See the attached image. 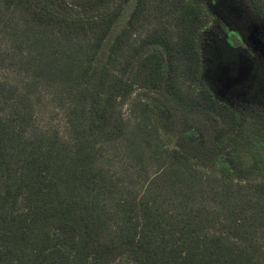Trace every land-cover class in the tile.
<instances>
[{
    "label": "trees",
    "instance_id": "obj_1",
    "mask_svg": "<svg viewBox=\"0 0 264 264\" xmlns=\"http://www.w3.org/2000/svg\"><path fill=\"white\" fill-rule=\"evenodd\" d=\"M234 23L264 0H0V264H264V68L247 107L206 71Z\"/></svg>",
    "mask_w": 264,
    "mask_h": 264
},
{
    "label": "flooded vegetation",
    "instance_id": "obj_2",
    "mask_svg": "<svg viewBox=\"0 0 264 264\" xmlns=\"http://www.w3.org/2000/svg\"><path fill=\"white\" fill-rule=\"evenodd\" d=\"M238 23L228 26L220 41L212 42L206 71L222 101L247 107L263 91L259 69L264 68V23Z\"/></svg>",
    "mask_w": 264,
    "mask_h": 264
},
{
    "label": "rangeland",
    "instance_id": "obj_3",
    "mask_svg": "<svg viewBox=\"0 0 264 264\" xmlns=\"http://www.w3.org/2000/svg\"><path fill=\"white\" fill-rule=\"evenodd\" d=\"M3 43V37L0 36V48ZM15 73L12 70L7 68L0 69V77L11 81L15 78ZM60 102H54L50 99V95L45 93L39 100L36 102V111H37V120L38 124L44 128L52 127L59 129L62 133L65 134L66 127L64 123V107L63 104L60 105ZM124 116L129 119L130 113L128 109L124 110ZM127 148L126 142L124 143H114L110 144L105 152V157L102 159V165L108 166L112 169L113 172H118L121 176L127 173H136L137 163H133L131 160ZM139 166V165H138ZM157 167L156 165L150 166L149 171L140 172L135 174L133 178H126V181H132L133 184L138 188L137 190H142V187H146L148 182L152 180L156 174Z\"/></svg>",
    "mask_w": 264,
    "mask_h": 264
}]
</instances>
